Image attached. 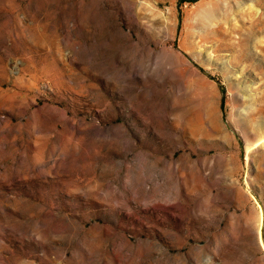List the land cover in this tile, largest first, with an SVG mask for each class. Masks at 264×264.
<instances>
[{
	"label": "rangeland",
	"instance_id": "rangeland-1",
	"mask_svg": "<svg viewBox=\"0 0 264 264\" xmlns=\"http://www.w3.org/2000/svg\"><path fill=\"white\" fill-rule=\"evenodd\" d=\"M0 264H264V0H0Z\"/></svg>",
	"mask_w": 264,
	"mask_h": 264
},
{
	"label": "trees",
	"instance_id": "trees-1",
	"mask_svg": "<svg viewBox=\"0 0 264 264\" xmlns=\"http://www.w3.org/2000/svg\"><path fill=\"white\" fill-rule=\"evenodd\" d=\"M191 1H195V0H191Z\"/></svg>",
	"mask_w": 264,
	"mask_h": 264
},
{
	"label": "bare ground",
	"instance_id": "bare-ground-1",
	"mask_svg": "<svg viewBox=\"0 0 264 264\" xmlns=\"http://www.w3.org/2000/svg\"><path fill=\"white\" fill-rule=\"evenodd\" d=\"M19 63V62H18Z\"/></svg>",
	"mask_w": 264,
	"mask_h": 264
}]
</instances>
